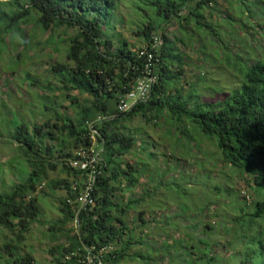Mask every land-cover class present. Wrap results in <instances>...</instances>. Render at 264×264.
Wrapping results in <instances>:
<instances>
[{
	"label": "trees",
	"instance_id": "obj_1",
	"mask_svg": "<svg viewBox=\"0 0 264 264\" xmlns=\"http://www.w3.org/2000/svg\"><path fill=\"white\" fill-rule=\"evenodd\" d=\"M250 1L255 7L262 0ZM27 2H0V39L22 37V25L32 23L33 19L43 33L61 28L76 30L66 63L50 66L49 80L56 83L50 82L47 90L62 92L69 106H65L68 112L63 115L56 111L59 109L57 103L45 105L44 112L53 115L36 116L44 121L31 125L20 121L15 129H10V140L27 165L28 173L27 179L14 185L10 192H0V228L15 239L5 237L0 264H36L33 253H22L17 246L39 222L41 207L36 194L49 173L58 170L66 174L67 179L51 183L49 188L64 191L66 195L60 200L61 219L55 223L60 231H50L52 246L48 253L52 264H87L89 258H94L97 264L154 263L152 256L157 250L149 246L145 236L150 226L149 209L145 206L159 198L156 185L153 193L141 182L146 174L144 162L132 163L127 159L138 155L136 133L139 130H125L135 119H141L146 125L163 121L172 128L178 143L194 128L195 137L190 142L200 141L199 134L208 138L222 164L230 167V173L238 170L243 184L254 191H247L250 203L244 201L242 211L245 214L238 219L242 230L251 234L259 220L264 221V194L256 189L259 182L264 189V62L253 66L245 64L238 71L242 83L226 101H201L186 93L182 84L186 76L185 55L178 50L177 42L163 33L157 82L151 94L129 112L120 113L119 103L142 76L145 58L140 57L142 49L137 50L122 34L121 39L116 40L107 33V25L118 18V0ZM213 3L214 0H157L155 4L160 14L164 13L165 24L180 19L182 10L189 8L190 16L182 20L190 24L194 16L198 24L204 26L202 12L212 9ZM246 9L253 15L249 7ZM159 28L149 23L136 34L145 39V46H149ZM27 77L32 87L39 85L29 74ZM90 150L99 153L100 161L91 192L94 205L84 207L81 199L93 171L76 170L71 162L76 160L79 151ZM149 150L144 147L141 152ZM155 155L147 153L149 159ZM171 158L170 154L168 161H172ZM176 161L183 163L180 157ZM166 166L168 170L171 167L167 163ZM249 175L254 177L256 186L247 177ZM154 180L155 177L148 178L147 185H154ZM155 208L152 205V209ZM153 221L159 223L155 218ZM256 236L263 245L259 256L262 263L249 261L264 264V230ZM254 251L248 253L249 257L255 256Z\"/></svg>",
	"mask_w": 264,
	"mask_h": 264
},
{
	"label": "rangeland",
	"instance_id": "obj_2",
	"mask_svg": "<svg viewBox=\"0 0 264 264\" xmlns=\"http://www.w3.org/2000/svg\"><path fill=\"white\" fill-rule=\"evenodd\" d=\"M27 3V0H22V4ZM118 3V18L106 27L109 36L120 40L122 34L140 50L146 42L145 39L138 38L136 33L149 23L160 26L159 33H165L169 39L176 41L178 50L185 55L186 76L182 84L186 93L199 97L201 101H226V97L232 95L242 83L243 79L238 71L245 64L253 66L264 62V0L255 7L251 6L250 0H214V7L202 12L205 21L201 23L204 26L198 24L194 16L190 24L182 20L190 16L189 8L182 10L183 17L165 24L164 13L160 14V8L155 4L157 0H118ZM192 6L195 7V4ZM246 7H249L253 15ZM31 22L22 25V37L10 40L11 37L7 36L0 39L2 193L10 192L14 185L26 180L28 173L27 165L18 156L15 145L10 140V129H15L16 123L20 121H26L30 125L36 121H44V118L41 120V117L36 116L52 114L44 112L45 105L57 103L59 109L56 111L63 115L68 112L65 106H69V101L65 95L60 91L47 90L49 84H52L50 82L56 83L49 80L50 66L66 63L71 38L75 36L76 30L61 28L43 33L35 25L34 19ZM216 35L218 37L215 39ZM28 74L39 85L32 87L27 79ZM44 97L49 99L46 101ZM126 127V132L139 130L136 133L138 155L127 159L132 163L140 160L144 162L146 174L141 182L153 193L156 185L159 198L153 204L145 206V209H149L147 216L150 217L148 235L145 236L149 246L157 250L152 256V264L262 263L259 256L263 245L258 242L256 235L264 230V221L259 220L251 234L242 230L238 219L245 214L242 211L244 201L250 203L246 198L250 189L243 184L238 170L230 173V167L222 164L213 142L202 134H199L200 141L190 142L195 137L194 128L190 130L189 136L178 143L172 128L163 121L157 125H146L141 119H135ZM144 147H149L150 150L141 152ZM147 153L156 155L149 159ZM170 154L172 161H168ZM179 157L183 159L181 164L176 161ZM166 163L171 165L169 170ZM154 177L155 184L149 187L147 179ZM247 177L256 186L254 177ZM64 179H67L66 174L59 170L49 173L36 194L41 207L39 222L32 226L23 243L18 246L16 242L13 243L20 252L33 253L36 264H48L46 253L49 255L52 246L50 231H60L59 227L55 228V223L61 219L60 200L66 194L60 190L52 191L49 185ZM256 189L264 194L260 182ZM152 205L157 208L152 209ZM154 218L159 223H155ZM6 236L14 239L8 231L0 228L1 253ZM179 240H182L181 244L177 243ZM253 249L255 256L249 257L248 253ZM250 259L253 261H249ZM128 264L143 263L135 261Z\"/></svg>",
	"mask_w": 264,
	"mask_h": 264
},
{
	"label": "built area",
	"instance_id": "obj_3",
	"mask_svg": "<svg viewBox=\"0 0 264 264\" xmlns=\"http://www.w3.org/2000/svg\"><path fill=\"white\" fill-rule=\"evenodd\" d=\"M163 46V35L161 33H157L154 36L153 43L151 45L143 46L141 48L142 50L139 53L140 57L145 58V67L143 70V74L137 80L133 89L126 93L121 99L119 103L120 113L129 112L136 104L145 102L148 99L157 82L156 70L160 65L159 52L161 51ZM99 161V153H96L94 150H90L79 151L77 153L76 160L71 162V166L76 170L82 172L93 171L91 172L92 176L90 177V182L87 185L85 194L81 199L84 207L88 205H94V200L91 196V192L95 180L94 172ZM87 264H97V262L94 258H89Z\"/></svg>",
	"mask_w": 264,
	"mask_h": 264
},
{
	"label": "crops",
	"instance_id": "obj_4",
	"mask_svg": "<svg viewBox=\"0 0 264 264\" xmlns=\"http://www.w3.org/2000/svg\"><path fill=\"white\" fill-rule=\"evenodd\" d=\"M46 257H47L48 264H52L51 259L47 253H46Z\"/></svg>",
	"mask_w": 264,
	"mask_h": 264
}]
</instances>
